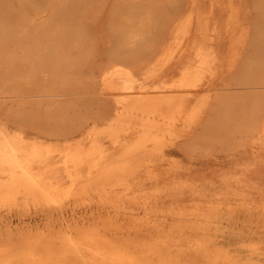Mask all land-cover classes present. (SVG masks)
<instances>
[{
	"label": "bare ground",
	"instance_id": "obj_1",
	"mask_svg": "<svg viewBox=\"0 0 264 264\" xmlns=\"http://www.w3.org/2000/svg\"><path fill=\"white\" fill-rule=\"evenodd\" d=\"M55 1L49 3L50 15L42 24L25 26L24 31L0 27V36L8 35L1 44L10 46L1 47L0 65L12 62L15 39L29 65L42 68L49 64L57 47L52 41H59V35L49 36L51 30H57L51 24L68 18L75 3L71 0L69 9L67 0H58L53 7ZM199 1L187 4L185 0L174 15L164 14L160 26L166 33L165 43L150 55L140 82L138 75L137 80L117 64L104 72L100 93L108 101H102L103 113L80 118L60 139L0 122V220L24 212L38 214L44 221L43 229L36 232L17 238L1 236L0 264H264L263 241L240 239L232 246L221 241L218 232L225 230V221L237 218L236 210L241 208L247 217L256 215L257 227L264 228V193L260 192L261 198L256 190V197H248L252 191L241 193L234 202L230 195L212 194L214 186L203 188L194 180L181 181V169L168 160L167 149L194 132L203 109L209 106L205 90L218 76L221 56L228 54L226 65L233 69L241 41L248 37L245 32L249 30L235 31L234 26L242 27L236 25L241 13L236 17L237 10L229 11V7L227 26L219 32L221 42L214 38L216 33L207 39L204 30L201 34L206 41L197 37L203 43L197 41L195 52L191 51V42L185 46L182 39L187 28L194 27ZM15 33L21 36L15 38ZM59 33L67 38V32ZM1 54L6 56L4 60ZM178 58L179 63L172 64ZM94 99L99 102L91 96L84 104L91 105ZM252 115L251 131L256 133V142L263 143L264 105H256ZM161 170L176 172L172 184L161 182ZM90 202L98 205L93 207Z\"/></svg>",
	"mask_w": 264,
	"mask_h": 264
},
{
	"label": "rangeland",
	"instance_id": "obj_2",
	"mask_svg": "<svg viewBox=\"0 0 264 264\" xmlns=\"http://www.w3.org/2000/svg\"><path fill=\"white\" fill-rule=\"evenodd\" d=\"M52 1L55 0H0V27L10 30L19 28L18 30L24 31L25 26H36L37 22L42 24L50 15L48 14L51 8L49 3ZM67 1L69 4L67 8L70 9L71 0ZM180 1L75 0L72 2V4L75 2L72 5L74 9L71 6L69 10L71 17L68 13V18H63L59 23L55 22V25L51 24L53 29H57L56 33L55 30L49 33L50 25L47 26L49 31L47 29L44 31L49 33V36L59 35V41H52L53 46H57L56 52L55 54L52 52L53 59L42 68L38 65H29V60L22 58V46L19 40L15 39L12 44L15 58H12L9 65H0V122H6L10 128L22 126L25 131L33 135L42 134L60 139L77 126L80 118L103 113L106 109L104 102L108 101L100 93L104 72L112 64H117L130 70L136 79L138 75L140 82L143 71L147 67V60L157 51L161 42L165 43L166 35L164 34L166 33H163L164 31L161 30L163 27L160 26L162 17L166 18L175 13L177 8L182 7L181 4L185 3V0L182 3ZM202 1H205V5ZM55 2L53 7H56L57 2L60 1ZM77 2L79 5L76 4ZM188 2L189 0H186L187 4ZM197 6L199 7H195L192 28L194 31L187 28L188 32L182 39L183 41L185 39L182 42L185 46L191 42L188 45L191 51L195 52L194 49L198 46L199 40L206 41L202 34L207 35L208 39L212 34L218 33L219 37L215 34L214 38L217 42H221L220 38L223 36L220 33L224 32L227 26V15H230L229 11L234 8L235 11L237 10L236 17L240 13L242 15L238 18L239 23L236 24H241L242 27L238 29L239 26H234L235 31L249 30L245 32L248 37L241 41L243 47L240 46V50L237 51L239 54L236 56L233 69L229 70L226 65L228 54L224 53L221 56L220 62L223 66L225 64V68L220 66L219 70L222 72H218V76L212 79L210 84L208 83L209 89L205 90L209 94L208 97L206 96L207 99L209 98L208 101L210 100L206 101L209 106L203 109L199 121L194 125V132L179 139L177 146L167 149L168 160L181 169V181L189 179L202 185L203 188L205 185L212 187L211 189L215 187L214 191H211L214 195L220 193L225 198L230 195L234 201L239 196L241 198V193L246 194L252 191L248 197L251 194L256 197L257 194L254 195L256 192L260 197V192L264 193V186H262L264 145H261V141V143L256 142V133L251 131L250 121L255 106L264 105V35L262 37L264 32L260 31L264 29V0H219L218 2L200 0ZM229 7L228 11L226 8ZM242 21L245 23L243 24ZM246 23L249 24L248 27ZM204 30L207 34L203 32ZM59 32L64 34L67 32L69 36L66 34L67 38H64ZM7 36H0V50L3 46L10 47L7 44H1ZM14 36L18 38L21 34L15 33ZM24 42L29 41L24 40ZM1 55L4 60L6 56ZM31 60L35 62L33 58ZM178 61L179 58L172 64H177ZM172 67L174 68L175 65ZM238 68L243 69L242 72L245 69L242 75L241 69L238 71ZM91 96L99 102H95L94 99L90 106L85 105L87 103L84 104V101ZM223 97H226L227 102L223 101ZM257 145L261 150L253 147H258ZM175 173L173 170L172 173H169V170H161L163 179L161 182L172 184L170 179H174ZM165 178L169 180L165 181ZM248 183L250 186L255 184L257 187L254 186L255 188L251 190ZM219 196H215L216 199ZM230 196L228 197L231 198ZM90 203L93 207L98 205L95 202ZM236 211H239L236 213L237 218L232 221L235 224L225 221L228 226L225 225V230L218 231L221 241L232 246H237L240 239L247 243L254 239L264 242V228L257 227L258 222H254L256 215L247 217L242 208ZM42 218L38 214L25 215L24 212L13 214L3 222L0 220V237L17 238L23 233H33L40 230L39 228L43 229Z\"/></svg>",
	"mask_w": 264,
	"mask_h": 264
}]
</instances>
